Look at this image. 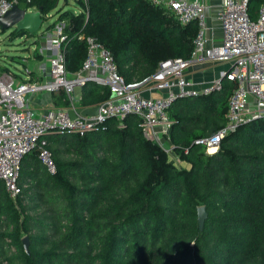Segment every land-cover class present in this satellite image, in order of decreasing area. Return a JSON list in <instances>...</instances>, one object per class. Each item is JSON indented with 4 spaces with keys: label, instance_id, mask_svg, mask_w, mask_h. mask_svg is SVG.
<instances>
[{
    "label": "trees",
    "instance_id": "trees-1",
    "mask_svg": "<svg viewBox=\"0 0 264 264\" xmlns=\"http://www.w3.org/2000/svg\"><path fill=\"white\" fill-rule=\"evenodd\" d=\"M263 3L249 0L253 20ZM57 6L58 0L18 2L43 18ZM62 21L70 74L82 69L86 38L94 37L127 83L151 77L163 61L192 60L199 32L197 23L182 25L145 0H89V15L61 11ZM233 89L225 82L221 92L170 108L167 138L186 166L173 164L135 115L111 118L83 137L49 136L56 176L34 150L21 163L15 199L0 181V264H264V118L241 125L214 154L197 144L227 126ZM111 97L108 87L89 82L79 105ZM59 100L71 104L64 92ZM199 207L208 215L203 230Z\"/></svg>",
    "mask_w": 264,
    "mask_h": 264
},
{
    "label": "built area",
    "instance_id": "built-area-1",
    "mask_svg": "<svg viewBox=\"0 0 264 264\" xmlns=\"http://www.w3.org/2000/svg\"><path fill=\"white\" fill-rule=\"evenodd\" d=\"M145 1L164 8L182 25L198 24L192 60L163 61L151 77L142 82L127 83L119 75L111 52L97 38L87 37V56L83 67L79 72L70 74L61 51L66 36L63 35V28L57 27L58 36L50 42L56 54L48 58V80L32 81L27 59L22 60L23 72H1L0 181L5 183L12 198L15 199L21 192L18 185L21 163L32 151H38L39 160L47 172L56 176L57 165L48 141L52 135L83 137L111 118L123 119L135 115L141 119L145 136L160 145L173 164L186 166L180 162L167 138L172 125L169 110L177 100L221 92L225 82L234 86L227 126L210 138L197 141V144L206 147L208 154L218 152L223 139L241 125L264 118V3L260 6L257 19L253 20L248 11L249 0H223L216 13L221 39L218 45L209 46L210 42L215 41L209 39L210 0ZM18 2L0 0V20L18 6ZM75 2L78 5L82 2L85 9L81 8V11L89 15V0ZM31 11L25 10L26 13ZM60 25L63 27L65 24ZM196 62L228 65L229 69L220 71L219 77L212 83L197 87L187 76V71ZM89 82L108 87L112 94L108 101L101 104L96 117L78 116L72 119L69 110L60 109L36 116L27 105L26 97L30 94L63 91L73 107L76 102L75 90ZM148 84L152 85L153 91L162 95L143 96L142 88ZM72 109L75 110L74 107Z\"/></svg>",
    "mask_w": 264,
    "mask_h": 264
},
{
    "label": "crops",
    "instance_id": "crops-1",
    "mask_svg": "<svg viewBox=\"0 0 264 264\" xmlns=\"http://www.w3.org/2000/svg\"><path fill=\"white\" fill-rule=\"evenodd\" d=\"M208 8V16L209 21L208 25L210 27L209 31V39H213L215 41L210 42L211 45H218L221 39V27L220 23L216 19V13L218 8L222 6L223 0H210ZM45 47V49H44ZM38 51L37 58H34L31 62H28V65L31 69L30 78L37 82H43L49 79V64L48 58L52 55L56 54V49L51 46L50 41L45 42V46ZM222 70V66H213V64H209V62H201L194 63L190 69L187 71V76L194 81L197 87L203 86L205 84H210L214 80H216L220 71ZM79 92L76 97V102L74 104V109L84 108L79 105V101L81 99V89L78 88ZM153 87L151 84L145 85L142 88V94L145 97H157L162 95V93H156L152 90ZM61 92L57 93H47V92H38L34 94H30L26 97V102L29 107L33 111L36 116H41L47 113L50 110H73L72 105L69 106H61L57 103L60 101Z\"/></svg>",
    "mask_w": 264,
    "mask_h": 264
},
{
    "label": "rangeland",
    "instance_id": "rangeland-1",
    "mask_svg": "<svg viewBox=\"0 0 264 264\" xmlns=\"http://www.w3.org/2000/svg\"><path fill=\"white\" fill-rule=\"evenodd\" d=\"M80 5L76 4L75 0H58L57 8L43 18V25L40 30L35 34L26 33L24 36H17V27H8L5 30L4 21L0 23V74L4 68L10 69L12 72H23L24 65L23 59H27L31 62L34 58H37L38 51L45 46V42L52 41L57 38V27L63 28V35L66 36L65 30L68 22H59V12H73L74 14H80ZM39 12L38 9L32 8L31 13ZM57 23V24H56ZM64 23L62 27L60 24ZM60 25V26H59ZM45 49V47H44ZM213 66H222V70H228V65H220L218 63H209ZM221 70V71H222ZM79 89L75 90L77 95ZM166 147V146H164ZM177 161V160H176ZM14 251V249H13Z\"/></svg>",
    "mask_w": 264,
    "mask_h": 264
},
{
    "label": "water",
    "instance_id": "water-1",
    "mask_svg": "<svg viewBox=\"0 0 264 264\" xmlns=\"http://www.w3.org/2000/svg\"><path fill=\"white\" fill-rule=\"evenodd\" d=\"M4 21L5 26L3 29L5 30L8 27H17V31H25L30 34L37 33L41 26L43 25V17L41 11L36 13H26L25 10L20 9L18 6H15L14 9L2 20L0 23ZM102 105H97L95 107L90 108H79L76 110L69 111V114L72 119H76L78 116L82 117H96L99 115ZM198 222L200 230H203L205 227V222L207 220V212L205 207L198 208ZM23 246L27 254L29 251V238L25 237L23 239Z\"/></svg>",
    "mask_w": 264,
    "mask_h": 264
},
{
    "label": "bare ground",
    "instance_id": "bare-ground-1",
    "mask_svg": "<svg viewBox=\"0 0 264 264\" xmlns=\"http://www.w3.org/2000/svg\"><path fill=\"white\" fill-rule=\"evenodd\" d=\"M215 150H213L212 152H214Z\"/></svg>",
    "mask_w": 264,
    "mask_h": 264
}]
</instances>
